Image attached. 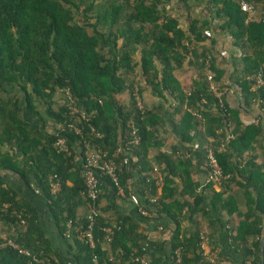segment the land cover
<instances>
[{
  "label": "trees",
  "instance_id": "trees-1",
  "mask_svg": "<svg viewBox=\"0 0 264 264\" xmlns=\"http://www.w3.org/2000/svg\"><path fill=\"white\" fill-rule=\"evenodd\" d=\"M242 1L254 6L255 20L246 22ZM196 6L199 13L191 18ZM176 8L179 15L170 14ZM221 32L232 41L229 57L213 62L204 56L202 62L207 59L208 64L203 68L197 64L192 84L180 85L174 71L193 65L195 49L205 50L207 43L215 42L213 35ZM258 74L263 85L252 89V77ZM142 82L157 99L174 101L172 115L179 114L180 120L171 122L173 132L186 148L185 153L173 148L155 156V162L163 164L160 187L147 153L162 145L154 138L153 129L165 123L166 107L162 101L157 106L144 103ZM212 86L221 92L220 98ZM134 88L143 112L136 107ZM226 89L239 93L242 103L230 107L225 100L228 93L223 92ZM67 94L86 119L69 113ZM251 101L260 103L264 113V0H0V145L18 150L25 159L22 169L13 154H0V168L20 173L26 187L38 190L60 237L69 241L76 264H93L94 257L100 264H138L135 258L145 253L148 240L140 230V221L120 212L104 216L100 207L101 187L115 198L130 199L134 173L137 187L133 195L152 214L137 216L160 221L162 228L164 219H170L175 228L169 254L173 256L179 249L183 264H212L201 250L197 222L193 230L179 229L180 222L197 210L206 219L212 244L227 232L234 248L255 250L250 264H264V250L260 253L264 237V128L261 123L245 124L240 118ZM28 115L40 120L36 136L28 129ZM69 123L80 127L82 135L69 130ZM129 123L137 126L141 140L118 174L123 193H118L107 174L97 170L100 190L93 201L85 194L83 164L75 158L82 154L84 141L111 156L129 140ZM48 127L53 131L47 132ZM56 132L67 138L69 153L53 148ZM195 143V154L201 160L207 148L216 150L225 144L217 159L228 177L218 192L211 185L209 195L197 191L199 184L191 178ZM52 153L56 157L52 158ZM258 155L263 158L260 164L255 162ZM244 174L248 177L242 182L239 175ZM176 177L181 179V192ZM53 183L59 184L57 192H52ZM184 194L192 201H180L178 196ZM4 203L9 205L6 210L1 209ZM81 207L88 213L97 211L92 247L78 239L79 231L88 224V214H79ZM214 208L232 218L216 219ZM13 211L21 214L24 225ZM40 219L33 205L12 189L0 187V221L8 228L15 226L12 237L38 260L31 262L11 248L0 247V264H69L53 248ZM68 222L69 238L65 237ZM112 223L117 228L107 241L104 228Z\"/></svg>",
  "mask_w": 264,
  "mask_h": 264
},
{
  "label": "crops",
  "instance_id": "crops-1",
  "mask_svg": "<svg viewBox=\"0 0 264 264\" xmlns=\"http://www.w3.org/2000/svg\"><path fill=\"white\" fill-rule=\"evenodd\" d=\"M213 38L215 42L213 44L207 43L206 49L203 50L202 48H196L195 53L191 54V58L193 61V65H187L183 66L182 68L176 69L174 71V76L180 83V85H191L192 81L196 77L197 69L199 67L203 68L205 66V63H207V59L203 61L204 56H207V58L211 61L227 59L229 57V54L232 49V41L231 38L226 36L225 33L221 34H214ZM205 44V43H204ZM223 57V58H222ZM199 67H198V65ZM231 71V69L229 70ZM142 98L144 103L147 106H157L161 99H157L152 95L151 88L147 85H144L142 82ZM230 89H228L225 96V100L227 103H229L230 107H236L240 103V97L241 95L239 93H232L229 92ZM3 98H8L9 96L2 94ZM125 99H127L128 95L123 96ZM123 98V99H124ZM163 102V101H162ZM250 105H246V113L241 112L240 118L242 119L243 123L250 124V123H261L262 127L264 128V113L262 110V107L260 103L257 102H249ZM164 106L166 107L165 114H164V120L165 123H162L161 125L157 126L153 129L154 132V138L157 141L161 142L160 148L152 147L148 150L147 153V160L150 163L152 170H154V175L161 176V169L163 168V164H157L155 162V156L158 153H170L173 148H176L180 153H185V146L182 145L177 136L174 134V129L171 124V122H178L180 120V115L175 114L172 115V112L174 110V101L171 99H168L167 102H163ZM28 117V129L32 136H36L38 133V130H41L40 120L35 119L31 117L30 115ZM47 132H52L53 130L51 128H47ZM188 146V145H187ZM196 146L197 143H195L192 146V153L193 159L191 167V178L193 181L199 184L197 191L205 194H210L211 190L210 187H212L216 192L220 190L217 186H212L208 180H207V169L205 166L204 160H201L198 156H196ZM18 150L12 151L10 147L7 145H0V154L9 153L13 154L14 161L18 163L22 169H24V156L17 152ZM259 154L258 152H256ZM56 157L55 154L52 153V158ZM241 163H243L242 160H240ZM255 162L257 164H260L263 162V158L258 155L256 157ZM135 177L130 182V188H131V194H135L136 187H137V173H134ZM248 177V174H244L243 176L239 175V178L242 182H245V178ZM177 186H178V192H181L183 190V185L181 183L180 178H175ZM209 185H211L209 187ZM0 187L2 188H10L13 191H15L20 197H22L24 200H26L29 204L33 205L39 212L41 219V225L43 227V230L45 232L46 237L53 245V248L58 252L63 258H65L69 264H76L74 259L72 258L71 253L73 252L72 249L69 247V241L67 239H64L60 237L59 231L54 223V221L50 218L49 213L47 211V206L45 204V201L43 200L42 196L39 194V192H36V188L32 186V188L26 187L24 180L21 178L20 173L14 172L8 169L0 168ZM101 200H100V207L102 209V214L107 217H114L116 212H120L123 215L137 217L140 221V230L146 234L148 237V240L145 244V256L146 259L150 264H160L163 261H171L172 255L169 254V251L171 249V240H172V232L175 228L174 224L170 221V219L166 218L164 219L163 225L164 228L161 227L160 221H156L153 219H141L138 215V209L137 206L129 199V198H121V197H113L111 196L104 188L101 187ZM160 192V189H159ZM180 201H192V198L188 194L179 195L178 196ZM240 208H243V206H240ZM187 209L183 210L184 214ZM213 216L217 219L218 217L222 216L223 221H227L231 219L224 210H221L220 208L213 210ZM80 215H86L88 214L87 209L84 207H81L79 209ZM235 223L237 222V219H235ZM195 222H197L199 228L201 229L200 234V242L203 244V253L208 252H217L218 256L222 259L228 260L230 262L234 263H244L248 260L252 259V256L255 255V250L252 247H240L239 249L234 248L231 245V239L229 233H223L221 236L216 237V241L213 240L216 244H212V241L208 238V226L206 223V219L201 215V212L197 210L191 217H187L183 222H180L179 229L180 231H186V230H193L195 229ZM159 227H161V230H159ZM228 227V226H227ZM159 244V245H158ZM161 244V245H160ZM156 245L159 246V249H157ZM72 251V252H71ZM159 251H162L160 254ZM165 255L167 257L165 258Z\"/></svg>",
  "mask_w": 264,
  "mask_h": 264
},
{
  "label": "built area",
  "instance_id": "built-area-1",
  "mask_svg": "<svg viewBox=\"0 0 264 264\" xmlns=\"http://www.w3.org/2000/svg\"><path fill=\"white\" fill-rule=\"evenodd\" d=\"M241 10L246 13L247 21L255 20L256 17V10L253 5L246 3L244 1L240 2ZM210 79V77H208ZM254 80V86L252 89L260 88L263 85V80L261 76L255 75L252 77ZM212 89L215 92V95L220 98L221 92H217L213 86ZM228 91V89L224 90L223 92ZM231 92V89L229 90ZM68 101L70 102L69 105V113L70 114H79L81 119H86V114L80 109L76 108L74 105H71L72 100L71 96L67 94ZM133 99L136 103V107L143 112V103L142 100L138 94V89L134 88L132 92ZM67 127L69 130H71L76 135H82V129L73 123L67 124ZM128 127L130 129V138L125 143L124 147L121 149H118L115 151L111 156L107 155L105 152H103L100 149H93L89 146V144L84 141L83 142V151L82 154L79 156H76L75 160H79L83 164V177L85 182V194L86 196L91 200H96L98 197V192L100 190V183L98 178L96 177V171L100 170L101 172L107 174L114 185L117 187L118 193L122 194V188L119 185L118 181V174L128 165L129 159L132 156L133 148L136 147L140 143V135L139 130L137 126L134 123H129ZM61 131H64V127H60ZM91 131L95 134V136H99V133L96 132L94 129H91ZM95 131V132H94ZM53 148L56 150V152H62V153H69V149L67 146V138L59 133L56 132V139L52 143ZM225 148V144L222 143L218 146V148L215 150L213 147H209L206 149L205 152V166L207 169V180L212 186L221 187V184L224 179L228 177V175H225L223 173V170L221 166L219 165L218 159H217V153L222 152ZM121 153L120 159L118 158L119 154ZM154 174V170L152 171ZM154 178L156 179V184L160 187L162 184V177L154 175ZM52 192H57L59 190V184L53 183L52 185ZM38 192V190H35ZM130 200L137 206L138 212L142 216L146 217H152V214L145 211L139 204L138 198L135 195L130 196ZM154 199L151 198V201ZM9 208V205L4 203L1 206L2 210H6ZM13 215L17 217L20 221V225H24V221L21 220V214L17 213L16 211H13ZM97 215V211L95 209H91L87 215L88 224L83 229L80 230L78 233V239L85 241L90 247L94 246V238L92 234V226L94 223V218ZM68 230L65 233V237H70V227L71 222H68L67 224ZM117 228L116 223H112L110 226H107L104 228V231L106 233V240L110 241V236L113 233V229ZM15 226L12 224L8 228L5 226L2 221H0V247L1 248H11L15 251H17L18 254L23 255L25 257H28L31 262H37L38 260L34 255L30 253L29 250L23 248L20 246V244L12 237L15 233ZM159 230H161V227H159ZM200 247L203 250V244L200 242ZM206 259L212 263V264H238L234 262H230L228 260L222 259L218 256L217 252H208L203 253ZM109 260H112L111 258ZM171 260L173 261V264H183L181 261V255L180 250L176 249L174 251V255L172 256ZM93 264H100L97 261V258H93ZM251 260H248L244 262V264H250ZM135 262L138 264H150L148 260L146 259L145 254H142L139 257L135 258ZM242 264V263H241Z\"/></svg>",
  "mask_w": 264,
  "mask_h": 264
},
{
  "label": "rangeland",
  "instance_id": "rangeland-1",
  "mask_svg": "<svg viewBox=\"0 0 264 264\" xmlns=\"http://www.w3.org/2000/svg\"><path fill=\"white\" fill-rule=\"evenodd\" d=\"M178 12H179V11H178L177 8H176V9H174V10H171V13H170V14H172V15H177ZM197 12L199 13V9H198V7L196 6L195 9L193 10V13L190 14L191 18L194 17V14H195V13L197 14ZM179 13H180V12H179ZM182 13H183V11H182ZM178 15H179V14H178ZM237 55H239V53H238Z\"/></svg>",
  "mask_w": 264,
  "mask_h": 264
},
{
  "label": "water",
  "instance_id": "water-1",
  "mask_svg": "<svg viewBox=\"0 0 264 264\" xmlns=\"http://www.w3.org/2000/svg\"><path fill=\"white\" fill-rule=\"evenodd\" d=\"M263 250H264V237L262 238L261 245H260V253H261V255L263 254Z\"/></svg>",
  "mask_w": 264,
  "mask_h": 264
}]
</instances>
